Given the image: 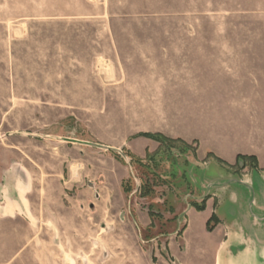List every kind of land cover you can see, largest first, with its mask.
<instances>
[{"label":"rangeland","instance_id":"374dc122","mask_svg":"<svg viewBox=\"0 0 264 264\" xmlns=\"http://www.w3.org/2000/svg\"><path fill=\"white\" fill-rule=\"evenodd\" d=\"M263 130L264 0H0V264H215L223 234L182 263L145 244L183 222L145 232L126 159L62 139L159 135L236 177Z\"/></svg>","mask_w":264,"mask_h":264},{"label":"crops","instance_id":"0c3cea01","mask_svg":"<svg viewBox=\"0 0 264 264\" xmlns=\"http://www.w3.org/2000/svg\"><path fill=\"white\" fill-rule=\"evenodd\" d=\"M263 133L264 130L261 134ZM139 145L141 149L137 155L140 158L144 157L146 148L150 153L157 149L154 143L149 144L144 140ZM186 170L196 204L199 205L204 201V210L197 211L194 207L189 206L181 214L183 203L173 196L170 199L174 201V203H171L174 207L172 214L165 213L162 216L164 215V219H168L169 216L172 218L174 215L178 218V222H183L181 242L179 244L176 240L179 235L172 234L167 239L165 247L174 261L182 263L180 256L183 257L194 249L201 250L207 235L223 234V239L219 243L215 255V264H223L222 257L226 256L232 248L237 247L241 243L240 241H244L246 236L251 234L249 232H255L256 230L249 215L251 194L245 187L236 183L227 185V182L235 176L233 177L228 169L218 161L191 159ZM236 178L245 180L254 188L252 209L256 215H263L264 169H248L240 175H236ZM214 183H225V185L208 190L207 186ZM149 205V200L135 202L133 212L135 219L143 229L151 227L155 230L158 223L154 220V217L157 214L150 213ZM208 222H211L212 226L209 233L206 230Z\"/></svg>","mask_w":264,"mask_h":264},{"label":"flooded vegetation","instance_id":"af4514ba","mask_svg":"<svg viewBox=\"0 0 264 264\" xmlns=\"http://www.w3.org/2000/svg\"><path fill=\"white\" fill-rule=\"evenodd\" d=\"M158 151L159 149L149 155H154ZM124 156L122 157L126 159L129 178H131V180L135 184L134 189L128 192L129 199L133 200V198H137L138 196L139 198H141V200H149V202L153 199V201H151L149 205L150 213L154 212L157 214V216L154 217V220L156 222L158 219L165 222L158 223L156 229L159 230L161 228H164V224L171 223V221H173L174 219L178 221V218L176 216L172 220L171 216H169L168 219H164V215L162 216V214L165 213H168V215L172 214L171 212L173 211L174 207H172L171 203H174V201L170 199H172L173 196L177 197L178 201H182V203L186 204L187 206L194 207V205H198L196 204V201L194 199L193 191L191 189L186 170V168L189 167L190 160L195 158V156H192L191 153L180 154L174 150L171 151V153L165 154L160 152L157 158L159 167L155 170L150 171H147L145 169L146 166H149L150 168L151 166H153V164L147 159L148 155H146L145 158L138 160L135 158L132 159L127 155ZM133 165L137 166L140 169V173L142 176L141 179L136 178L132 170L134 169L132 168ZM147 184L150 187L151 193L148 196H142V187ZM156 196H161V199L158 198V200L155 201ZM143 230H145V232H149L154 229L150 227ZM162 232L152 238L146 237L144 243L147 245H151V247H154V244L159 243L162 239H164L165 236L170 237L175 231L171 233H166V231L163 233ZM169 237L167 239H169Z\"/></svg>","mask_w":264,"mask_h":264},{"label":"water","instance_id":"95a60500","mask_svg":"<svg viewBox=\"0 0 264 264\" xmlns=\"http://www.w3.org/2000/svg\"><path fill=\"white\" fill-rule=\"evenodd\" d=\"M23 135L39 137L37 135H32V134H23ZM62 140L75 142L81 145L99 147L100 149H104L107 151H113V152H116L124 156V153L122 150L111 148L108 146L91 144L87 142H80L77 140H68V139H62ZM230 183H236L238 185L245 187L247 190H249L251 194V199H250V204H249V215H250V218L252 219L254 226L256 227V230L255 232H249L251 234H248L244 241H240L241 243L237 247H234L232 248V250L228 251L227 252L228 254L222 257V263L223 264H264V214L261 216H258L255 214V212L252 209L253 202H254V188L245 180H240L236 177L231 178V180L227 182V185ZM224 185L225 183L209 184L207 186V189L209 190L210 188L224 186ZM188 207L189 206H187L186 209H188ZM180 224L181 222L178 223L179 226ZM179 232H181L180 228H178V231L174 232L173 235H177Z\"/></svg>","mask_w":264,"mask_h":264},{"label":"trees","instance_id":"16d2710c","mask_svg":"<svg viewBox=\"0 0 264 264\" xmlns=\"http://www.w3.org/2000/svg\"><path fill=\"white\" fill-rule=\"evenodd\" d=\"M146 138H150L151 140L156 141L159 145V151L154 154V155H149L147 156V159L153 164V166H151V168L148 166L145 167V169L148 171L150 170H155L159 167V164L157 163V158L160 154V152H162L163 154L165 153H171V151H176L177 153L180 154H185V153H191L192 156H195L194 154V150H192L188 145L180 142V141H173V140H169L166 139L162 136L159 135H143ZM243 160V158H241ZM138 160V159H137ZM151 190L149 185H144L142 187V196H148L150 195ZM194 208L197 211H203L204 210V202H202L200 205H194ZM213 222H215L214 220H212ZM207 231H211L212 230V226H211V222H208L207 227H206Z\"/></svg>","mask_w":264,"mask_h":264}]
</instances>
